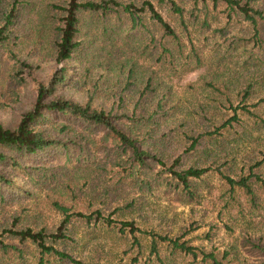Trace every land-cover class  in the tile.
Masks as SVG:
<instances>
[{
    "label": "trees",
    "instance_id": "trees-1",
    "mask_svg": "<svg viewBox=\"0 0 264 264\" xmlns=\"http://www.w3.org/2000/svg\"><path fill=\"white\" fill-rule=\"evenodd\" d=\"M208 1L214 6L224 4L227 22L238 19L248 23L254 46L264 48L260 25L264 7L254 0H194V6L200 4V11H205ZM158 2L166 3L187 30L184 9L177 0ZM202 24L208 26L206 18ZM224 32L225 28L221 33ZM189 43L184 53L187 44L150 0L140 1V6L120 0H0V78L8 83L3 94L11 104L20 99L15 86L30 84L35 94L31 108L14 127L0 122V264H83L74 256L82 240L76 225L79 221L88 226L115 228L120 235L127 233L138 253L129 264L137 263L139 256H143L142 264H168L177 257L190 259V264H238L229 257L231 250L196 246L189 239H182L186 233L168 237L139 227L133 218H111L103 213L111 207L110 199L124 198L128 190L133 194L151 192L162 175L171 176L178 188L193 196L191 178L206 171L194 165L184 167L178 159L155 170L158 164L164 166L169 160L168 133L163 128L173 114L165 109L167 91L157 92L161 81L153 69L144 75L139 70L144 60L159 68L166 65L173 72L176 64L192 56L199 63L196 47L190 39ZM256 60L262 62L264 57ZM48 62L60 66L46 78H38L37 69ZM113 64L116 70L112 72ZM244 64L236 78L250 75L240 90L231 92L228 81L222 82L224 89L210 84L212 91L233 108L232 117L218 126L212 123V129L196 137L184 131L186 138L191 139L187 149H196L201 137L212 138L219 129L230 127L237 119V108L260 118L246 102L254 84L262 81V63H255L252 70L249 63ZM91 76L93 82L88 85ZM84 84L81 99L62 94L79 91ZM235 98L238 101L233 107ZM260 102H264V97L255 106ZM260 121L264 124V119ZM98 151L106 152L102 163L91 159V152ZM107 162L115 168L109 185L97 191L91 178L83 181V190L77 187L74 178L80 170L89 171L94 165L98 176L103 177L108 174ZM255 166L258 163L237 178L219 171L230 199L235 200V193H239L235 201L237 215L248 220L246 223L242 219L245 224L253 222L254 212L264 219V179L252 171ZM76 191L82 192L87 210L78 207L81 197ZM68 193L70 201L64 198L69 197ZM37 197L58 216L55 223L48 225L41 220L37 203L31 209L33 218L28 221L30 208L23 202ZM135 201L136 197L121 199L111 207L112 214L132 211ZM143 239L148 240L146 245ZM242 245L256 258V264H264L261 237L248 235Z\"/></svg>",
    "mask_w": 264,
    "mask_h": 264
},
{
    "label": "rangeland",
    "instance_id": "rangeland-1",
    "mask_svg": "<svg viewBox=\"0 0 264 264\" xmlns=\"http://www.w3.org/2000/svg\"><path fill=\"white\" fill-rule=\"evenodd\" d=\"M120 1H132L135 5L140 6L142 0ZM150 1L187 44V47H184V53L188 50L190 39L200 57L199 63L195 62L193 56L191 59H186V62L185 60L183 63L180 61L179 64H176L175 72L167 68L166 65L159 68L158 65H152L151 62L145 60L140 66L139 70L142 71V75L145 71L153 69L154 75L161 81L157 92L167 91L165 109L173 114L172 120L169 119L167 126L163 128L168 133L169 160L165 161L164 166L158 164L155 170L168 167L174 159H178L184 167L194 165L206 168V171L198 178H191L193 196L178 188L176 180L171 176L162 175L151 192L133 194L131 190H128V194L122 193L125 195L124 198L110 199L112 203L109 205L114 207L121 199L128 201L130 198L136 197L132 211L112 214L113 208L106 207L103 213L104 215L110 214L111 218H133L139 227L168 237L174 238L186 233L182 239H189L193 245L204 246L207 249L214 247L219 251L228 249L232 252L229 257L235 258L238 264H256V258L242 245V241L248 235L255 238L261 237L264 241V219L254 212L253 222H251L252 220L249 224L243 222V220L245 222L248 220L237 215L235 203L239 198V193H235V200L230 199L227 184L219 171L237 178L241 173L247 174L249 168L258 163V166H255L252 171L264 179V124L260 121V118L264 119V102L255 106V103L259 102V98L264 97V60L262 62L256 60L264 57V48L254 46L251 39L252 29L248 23L238 19L227 22L223 3L214 6L212 1H208V8L205 11H200V4L194 6V0H177L184 9V22L187 25V30H184L177 15L168 9L166 3L158 2V0ZM252 2L259 7H264V0ZM204 18L207 19L208 26L202 24ZM260 25L264 32V21L260 22ZM223 26H225V32L222 34ZM249 55L252 58H249ZM123 57L125 56L123 55ZM244 62L249 63L247 65L251 70L255 63H262L259 66L262 81L258 80L254 84L246 102L249 109L260 118L253 117L237 108V119L232 121L230 127L219 129L218 134L212 138L201 137L202 142L196 149H187L191 139L186 138L184 131L189 136L196 137L199 133L212 129V123H217L218 126L222 121L232 117L233 108H229L224 98L217 96L218 92L212 91L210 84L213 83L224 89L222 82L228 81L230 83L228 88L231 92L240 90L247 83L250 75L245 73L240 79L236 78L237 72L242 71ZM59 66L60 63H45L37 69V77L46 78ZM115 66L113 64L110 71L116 70ZM93 78L91 76L87 79L88 85L92 84ZM112 81L110 75L109 82L112 83ZM83 86L79 91H63L62 94L73 99H81L85 93V84ZM6 87H8L7 80L3 77L0 78V103H5L4 106H0V122L5 126L14 127L22 114L31 108L35 94L30 84L15 86L14 88L20 92V99L19 102L11 104L8 96L3 94ZM237 101L238 98L233 100V107L237 105ZM171 107H174V110ZM105 154L104 151H98L91 152L90 156L91 159L94 157L95 161L100 160L102 163L107 158L104 157ZM105 166L108 169V174H104L103 177L98 176V170L94 165L89 171L80 170L74 178L77 187L83 190L85 186L83 181L85 179L91 181V178L95 180L93 187L96 185L94 189L97 191L109 185L113 180L110 177L114 174L115 168L109 162ZM83 172L88 174L85 175ZM76 192L78 193L77 197H81V200L77 202L78 207L87 210L82 192ZM111 193L120 195L117 190H112ZM68 195L69 197L64 195V198L70 201L71 196L69 193ZM34 203L40 207L42 221L48 225L57 221L58 216L44 206L40 197L32 202L30 200L23 202V205H28L30 208L27 211L28 221L33 218L31 209H33ZM10 214L13 213L10 212ZM76 225L78 235L82 240L74 251V256L80 259L83 264H129L130 259L138 255L136 247L127 233L120 235L115 228H108L100 224L88 226L83 221H79ZM225 225H228L229 228H225ZM207 232L210 233V236H207ZM142 242L146 245L148 240L143 239ZM161 249L162 252L165 251L164 246ZM142 263L143 256H139L138 262L134 264ZM190 263L188 258L177 257L168 264ZM56 264L75 263L56 262Z\"/></svg>",
    "mask_w": 264,
    "mask_h": 264
}]
</instances>
